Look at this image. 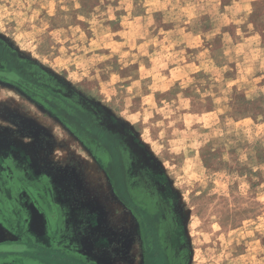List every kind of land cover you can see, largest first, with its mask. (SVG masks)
<instances>
[{"label": "rangeland", "instance_id": "1", "mask_svg": "<svg viewBox=\"0 0 264 264\" xmlns=\"http://www.w3.org/2000/svg\"><path fill=\"white\" fill-rule=\"evenodd\" d=\"M2 71L25 88L0 73V148L85 215L52 243L5 204L0 264H146L127 155L172 231L162 264H264V0H0Z\"/></svg>", "mask_w": 264, "mask_h": 264}, {"label": "flooded vegetation", "instance_id": "2", "mask_svg": "<svg viewBox=\"0 0 264 264\" xmlns=\"http://www.w3.org/2000/svg\"><path fill=\"white\" fill-rule=\"evenodd\" d=\"M0 73L5 74L6 78L12 80L14 84L25 88L24 83L19 82V77H7L8 74L3 71ZM89 139L101 147L107 157L108 163L115 164L116 152L113 149L106 146L97 138ZM0 157L1 162L6 164V169L10 172L12 170L10 169L9 162L16 166V168L11 166L14 170L12 171L13 175L21 179L18 181L21 182L20 186L10 187L8 184L4 185L3 188L6 195V198H4L6 202H2L1 204L2 210L4 211L0 212L2 215H8V209L5 208V204L15 205L18 210L16 221L19 224L18 226H23L27 221L25 212L27 209H32L30 212V220L33 221L37 227L42 229L45 235L50 237L49 240L52 243H57L58 240L60 241L62 237L65 236V234L61 233L62 226L65 228V226L72 224L71 226L73 227V221L78 217V224H76L75 227L78 225L81 226L83 222L82 218L85 214H82L80 211L81 208H76L71 199L67 197L68 192H71L69 187H65L64 189L58 188L54 186V181L42 180L45 179L42 176L38 178L37 176H31L28 171L29 168L25 166L26 161L19 158L18 155L10 154L9 150L4 145L0 148ZM120 160L124 172L127 199L132 208H134L135 216L145 232L147 240V249L145 252L146 264H162L165 261L170 263L173 260V256L170 254V239L173 235L172 231L169 229L170 227L164 225L162 209L157 206L153 193L147 187V181L141 174L133 157L127 155ZM8 177L9 175H7V178ZM27 181H31L32 183ZM69 201L71 202L68 203ZM69 230L68 228L66 233H68ZM19 231L20 230H18V232ZM76 231L77 232L73 230V234L66 235L70 237V248H72L74 241L80 242V232L78 230ZM72 238H74V240ZM23 245L24 244L20 245L21 249L24 247ZM75 247L77 248L76 245Z\"/></svg>", "mask_w": 264, "mask_h": 264}]
</instances>
